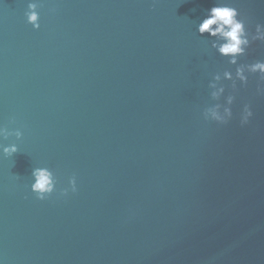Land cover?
I'll return each mask as SVG.
<instances>
[{
    "label": "water",
    "instance_id": "95a60500",
    "mask_svg": "<svg viewBox=\"0 0 264 264\" xmlns=\"http://www.w3.org/2000/svg\"><path fill=\"white\" fill-rule=\"evenodd\" d=\"M28 2L0 0V125L23 132L3 141L19 151L0 158V261L264 264L258 76L228 124L201 115L211 75L234 71L197 32L215 0H38L39 29ZM231 2L264 23V0ZM255 60L264 43L240 58ZM36 166L57 178L45 200Z\"/></svg>",
    "mask_w": 264,
    "mask_h": 264
},
{
    "label": "clouds",
    "instance_id": "9594fccd",
    "mask_svg": "<svg viewBox=\"0 0 264 264\" xmlns=\"http://www.w3.org/2000/svg\"><path fill=\"white\" fill-rule=\"evenodd\" d=\"M39 7L38 0H29L27 11L24 14L27 23L31 24L34 29L40 28ZM197 32L200 36L208 38L207 43L211 49L225 58L228 65L234 66V71L231 68H225L222 72L217 71L211 75L207 87L210 90V99L214 103L204 107L201 113L205 121L226 125L233 118L232 105L236 100V93L239 87L248 85L250 75L258 76L259 83L256 92L264 95V60H255L251 63L240 61L241 57L247 55L253 44L264 43V23H256L253 28L249 18L233 6L231 0H215L198 23ZM225 81L230 84H225ZM253 115L251 104L245 103L239 113L240 125L249 124ZM11 122H14V118ZM11 136H14L16 141H20L23 132L18 128L10 131L8 127L0 125V158H11L19 151L16 142L3 143ZM31 177L30 188L36 194L37 199L45 200L57 191V178L48 167H34ZM77 190V179L73 175L68 179L67 185L59 190V194L66 197ZM0 264L3 262L0 261Z\"/></svg>",
    "mask_w": 264,
    "mask_h": 264
}]
</instances>
